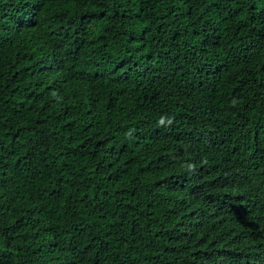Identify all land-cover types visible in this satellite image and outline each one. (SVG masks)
<instances>
[{"label": "trees", "instance_id": "trees-1", "mask_svg": "<svg viewBox=\"0 0 264 264\" xmlns=\"http://www.w3.org/2000/svg\"><path fill=\"white\" fill-rule=\"evenodd\" d=\"M264 264V0H0V264Z\"/></svg>", "mask_w": 264, "mask_h": 264}, {"label": "clouds", "instance_id": "clouds-1", "mask_svg": "<svg viewBox=\"0 0 264 264\" xmlns=\"http://www.w3.org/2000/svg\"><path fill=\"white\" fill-rule=\"evenodd\" d=\"M230 264H240L236 258H230Z\"/></svg>", "mask_w": 264, "mask_h": 264}]
</instances>
